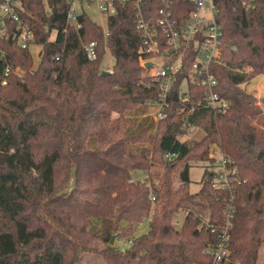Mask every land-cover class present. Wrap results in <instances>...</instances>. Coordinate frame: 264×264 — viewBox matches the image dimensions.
I'll list each match as a JSON object with an SVG mask.
<instances>
[{"label": "trees", "instance_id": "trees-1", "mask_svg": "<svg viewBox=\"0 0 264 264\" xmlns=\"http://www.w3.org/2000/svg\"><path fill=\"white\" fill-rule=\"evenodd\" d=\"M249 1L214 0L223 36L210 69L228 106H207L206 86L182 90L191 53L157 119L161 89L142 63L151 54L141 52L132 3H118L105 29L84 8L69 22L68 0H19L34 40L22 47L13 20L0 32V264H79L86 252L108 264H212L223 234L229 253L219 264H264V111L242 87L264 74V0ZM174 4L179 21L194 7ZM163 5L145 0L142 11L156 17ZM194 130L198 139L183 138ZM212 144L230 185L214 186L217 173L205 168L199 189L186 190ZM145 218L149 229L135 236Z\"/></svg>", "mask_w": 264, "mask_h": 264}, {"label": "built area", "instance_id": "built-area-1", "mask_svg": "<svg viewBox=\"0 0 264 264\" xmlns=\"http://www.w3.org/2000/svg\"><path fill=\"white\" fill-rule=\"evenodd\" d=\"M70 9L67 13L69 22H76L78 12L84 4L96 2L99 9L103 11L107 18L116 13L117 4L132 3L137 10L138 27L144 32L142 53H149L151 56L142 58V63L152 61L150 74L158 82L161 89V101H156V118L161 119L165 113L163 108L168 103V95L173 82L179 73L185 69V61L192 53V62L188 74L182 78L181 87L186 91L188 83H197L206 86L204 101L207 106L224 110L228 106V100L217 91L218 78L211 71V64L219 60L220 43L223 36V29L216 19L217 7L214 0H185L191 2L194 7L190 9L187 17L179 21L176 11L175 0H164L165 5L159 8L156 17L153 15L146 18L142 5L145 0H68ZM242 4L247 8L254 5L253 1L242 0ZM19 0L0 1V32L8 31V21L16 22V32L14 37L19 44L28 48L31 46L34 35L27 24L19 15L17 6ZM179 11H181L179 9ZM79 26V24L77 25ZM90 59L96 58V42L91 41L85 47ZM151 69L154 71H151ZM8 71V69H7ZM20 74L19 71H17ZM2 83H6L3 80ZM221 170L216 171L213 185L216 187H228L231 177L225 171L227 160L222 154L220 158ZM142 182H146V176L141 177ZM229 222L230 212L224 211ZM213 255V263L219 264L229 253L226 243V235H222V240L214 247H210Z\"/></svg>", "mask_w": 264, "mask_h": 264}, {"label": "rangeland", "instance_id": "rangeland-1", "mask_svg": "<svg viewBox=\"0 0 264 264\" xmlns=\"http://www.w3.org/2000/svg\"><path fill=\"white\" fill-rule=\"evenodd\" d=\"M84 10L88 13V15L98 24H100L103 28H107L108 26V20L106 14L101 11L97 5L96 2H92L90 4H84L83 6ZM40 47L35 46L33 49L34 58L35 61H38V51ZM114 62V57L111 54V52L108 50L105 58L103 59V67H105L107 70L111 68L112 64ZM151 71H154V69ZM242 87H244L248 91H254L256 95L259 97L258 104L262 107L264 111V103L261 100V97L264 96V74H259L250 81L243 83ZM259 123V122H258ZM200 130H194L188 135H184L183 138H187L191 141H194L198 139L201 136ZM222 156V152L220 151L219 147L216 144L211 145V149L209 151V159L208 160H197L194 162V164L191 167L190 170V177H191V183L186 186V190L188 191H195L198 190L200 187L199 180L204 172V169L207 168L208 170L213 171H220L221 165H220V158ZM226 172L229 173V167L224 168ZM217 173V172H216ZM139 175L141 177L146 176L145 172H139ZM179 182L176 183L178 185ZM184 218V212L180 211L177 213V225H180L182 220ZM149 229V218L143 219V221L138 225L137 231L135 232V236H139L140 234L146 232ZM129 241V240H128ZM125 239L122 237H116L114 243L116 242L117 246H121L122 248H125L130 244V241L128 243ZM261 257L264 258V246L261 249ZM79 264H108L104 258L96 253L90 254L85 253L80 260Z\"/></svg>", "mask_w": 264, "mask_h": 264}, {"label": "water", "instance_id": "water-1", "mask_svg": "<svg viewBox=\"0 0 264 264\" xmlns=\"http://www.w3.org/2000/svg\"><path fill=\"white\" fill-rule=\"evenodd\" d=\"M152 65V61H148L146 64H145V67H150ZM103 73H109L108 71H103ZM114 240H115V236H113L110 240V243L113 244L114 243Z\"/></svg>", "mask_w": 264, "mask_h": 264}, {"label": "crops", "instance_id": "crops-1", "mask_svg": "<svg viewBox=\"0 0 264 264\" xmlns=\"http://www.w3.org/2000/svg\"><path fill=\"white\" fill-rule=\"evenodd\" d=\"M256 77V76H255Z\"/></svg>", "mask_w": 264, "mask_h": 264}]
</instances>
